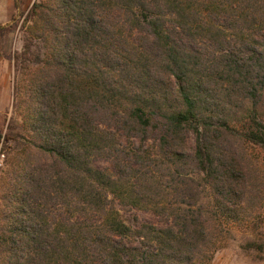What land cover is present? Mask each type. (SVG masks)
<instances>
[{"label": "trees", "instance_id": "obj_1", "mask_svg": "<svg viewBox=\"0 0 264 264\" xmlns=\"http://www.w3.org/2000/svg\"><path fill=\"white\" fill-rule=\"evenodd\" d=\"M20 31L0 264H210L262 222L264 0H35Z\"/></svg>", "mask_w": 264, "mask_h": 264}, {"label": "rangeland", "instance_id": "obj_2", "mask_svg": "<svg viewBox=\"0 0 264 264\" xmlns=\"http://www.w3.org/2000/svg\"><path fill=\"white\" fill-rule=\"evenodd\" d=\"M35 0H0V25L16 23L13 29L0 28V133L5 134L8 125L18 126L21 123V114L12 106L13 97V55L22 48V32L20 25L24 21V16L31 4ZM38 1V0H36ZM17 5V8L14 7ZM21 14V15H20ZM264 103V102H263ZM264 105V104H263ZM264 119V107L261 110ZM12 143L0 138V153H4V158L0 162V197L7 187L5 170L8 169L6 162L12 156ZM11 149V150H10ZM261 162L264 167V151L260 152ZM0 199V226L1 209ZM131 211H124L123 216L128 222L132 221ZM258 213L249 222L231 225L228 231L221 238V247L215 252L210 264H264V208L261 211L262 222L258 223ZM139 219L156 221L150 213L136 211ZM256 240L262 245V249H243L245 241Z\"/></svg>", "mask_w": 264, "mask_h": 264}, {"label": "built area", "instance_id": "obj_3", "mask_svg": "<svg viewBox=\"0 0 264 264\" xmlns=\"http://www.w3.org/2000/svg\"><path fill=\"white\" fill-rule=\"evenodd\" d=\"M3 158H4V153L1 152V153H0V162L3 160Z\"/></svg>", "mask_w": 264, "mask_h": 264}]
</instances>
